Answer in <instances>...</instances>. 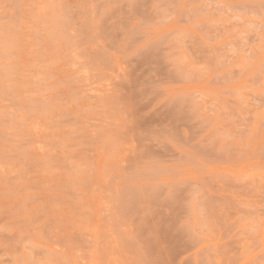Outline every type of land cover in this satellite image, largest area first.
Segmentation results:
<instances>
[{"label":"rangeland","instance_id":"1","mask_svg":"<svg viewBox=\"0 0 264 264\" xmlns=\"http://www.w3.org/2000/svg\"><path fill=\"white\" fill-rule=\"evenodd\" d=\"M0 264H264V0H0Z\"/></svg>","mask_w":264,"mask_h":264}]
</instances>
